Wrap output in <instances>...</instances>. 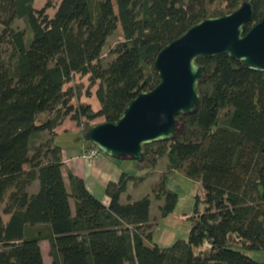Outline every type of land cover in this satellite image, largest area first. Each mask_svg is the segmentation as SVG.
Here are the masks:
<instances>
[{"label": "trees", "instance_id": "obj_1", "mask_svg": "<svg viewBox=\"0 0 264 264\" xmlns=\"http://www.w3.org/2000/svg\"><path fill=\"white\" fill-rule=\"evenodd\" d=\"M33 1L0 0V264H44L42 240L52 264H264L246 252L264 250V71L227 54L197 57L206 70L198 110L177 115L176 135L144 144L141 160L120 158L145 175L166 157L152 188L162 216L178 199L166 172L200 182L188 236L168 246L153 242L149 193L120 201L143 174L124 171L108 182L106 206L71 172L66 186L53 140L69 118L97 147L85 132L116 123L135 96L157 86L154 62L167 43L246 1L247 31L264 16V0H60L53 16L49 1L39 9ZM16 19L32 33L28 44ZM118 25L123 40L104 64L102 49ZM76 74L89 84L74 82ZM94 86L98 110L82 100Z\"/></svg>", "mask_w": 264, "mask_h": 264}, {"label": "water", "instance_id": "obj_2", "mask_svg": "<svg viewBox=\"0 0 264 264\" xmlns=\"http://www.w3.org/2000/svg\"><path fill=\"white\" fill-rule=\"evenodd\" d=\"M252 17L253 7L246 1L231 13L199 21L167 43L154 62L157 86L135 96L116 123L92 125L85 138L113 158L139 161L144 144L176 135V116L198 110L197 87L206 70L196 64L197 57L227 54L264 71V16L245 31Z\"/></svg>", "mask_w": 264, "mask_h": 264}, {"label": "rangeland", "instance_id": "obj_3", "mask_svg": "<svg viewBox=\"0 0 264 264\" xmlns=\"http://www.w3.org/2000/svg\"><path fill=\"white\" fill-rule=\"evenodd\" d=\"M49 1L50 6L47 8L46 12L49 16H53L58 3L60 0H35L34 7L39 9L43 7V5ZM0 23V29H1ZM13 27L15 29H26V22L24 19H16L13 22ZM32 33L30 29H26L25 39L28 44L31 39ZM123 40L122 30L120 25L116 28V30L108 37L102 52H101V61L104 64H107L114 58V53L111 52L112 48L116 46V44ZM74 82L82 83L86 86L89 84L87 76H80L76 74ZM95 88L92 87V95L91 96H82V100L89 102L91 106L97 105V99L95 97ZM74 102V101H73ZM95 120H100L95 119ZM47 136L44 133L43 138ZM63 136H55L54 142L58 144H63L62 142ZM121 162V161H119ZM132 162V161H130ZM166 168V157L160 159L158 165L151 170L149 173L144 175V171L135 169L133 167V174L136 176H140L143 174L142 178H136L135 180H131L128 183L129 190L127 193L133 195L136 199L143 196L144 194L149 193L150 195V211H149V220L152 224V239L154 243H157L161 246H168L176 239L184 238L186 239L188 236V232L190 229V220L188 216L193 212L194 205L196 203L197 195H202L201 184L197 180L190 179L186 177L182 172L172 170L170 172H166V186L168 188L174 189L177 192L178 199L174 210L167 216H162L159 211V204L162 203V200L156 199L152 188L154 183L157 181L158 176L161 172H164ZM36 183H34L29 190L33 191L36 188ZM199 207L202 208V203L199 204ZM4 219L8 216L3 215ZM150 227V226H149ZM146 243H150L146 241ZM48 243L44 242L42 247V253L44 258V264H52L51 258L48 255V247H46ZM253 259L258 261H264V250H248L246 251Z\"/></svg>", "mask_w": 264, "mask_h": 264}, {"label": "crops", "instance_id": "obj_4", "mask_svg": "<svg viewBox=\"0 0 264 264\" xmlns=\"http://www.w3.org/2000/svg\"><path fill=\"white\" fill-rule=\"evenodd\" d=\"M92 107L94 110H98L99 102L97 101V105ZM99 119L100 120L98 121H92V123H98L102 121L101 118ZM53 132L54 138L55 136H63V144H58L55 142L54 143L59 145L61 148L62 173L65 179L66 186H69L68 172H71L73 175L83 179L87 189L98 199H100L104 205L107 206L110 202V198L105 193L106 184L110 181H118L121 173L124 171L133 173V163L128 159H116L104 153L99 154L92 162L83 160L79 156V154L85 147H88L89 142L83 140L81 135L82 130L80 126L77 125L75 121L69 118H66L60 125H58L54 129ZM128 190L126 192H123L120 196V201L122 203L133 201L136 199L133 195L127 193ZM34 191H36V189L31 192ZM44 242L47 241L42 240L40 243L41 249H43L42 245ZM46 247H48V244L46 245Z\"/></svg>", "mask_w": 264, "mask_h": 264}, {"label": "built area", "instance_id": "obj_5", "mask_svg": "<svg viewBox=\"0 0 264 264\" xmlns=\"http://www.w3.org/2000/svg\"><path fill=\"white\" fill-rule=\"evenodd\" d=\"M82 129V126H80ZM101 154L98 147H85L79 154V156L88 162H92L96 159V157Z\"/></svg>", "mask_w": 264, "mask_h": 264}]
</instances>
